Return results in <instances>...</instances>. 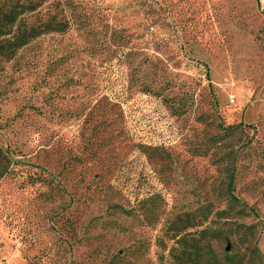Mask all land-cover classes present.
I'll use <instances>...</instances> for the list:
<instances>
[{
    "label": "rangeland",
    "instance_id": "1",
    "mask_svg": "<svg viewBox=\"0 0 264 264\" xmlns=\"http://www.w3.org/2000/svg\"><path fill=\"white\" fill-rule=\"evenodd\" d=\"M0 10L21 31L64 27L0 66V264H174L179 238L219 229L232 254L247 226L264 261V0Z\"/></svg>",
    "mask_w": 264,
    "mask_h": 264
},
{
    "label": "trees",
    "instance_id": "2",
    "mask_svg": "<svg viewBox=\"0 0 264 264\" xmlns=\"http://www.w3.org/2000/svg\"><path fill=\"white\" fill-rule=\"evenodd\" d=\"M29 9L30 11H33L34 6L30 4ZM21 13L23 12L15 10L4 12L0 10V66L4 62L13 60L17 51L25 46L29 40L38 37L41 34L64 31V27L60 23L43 25V29L41 30L30 29L27 32L21 31L20 27L17 26L19 22L18 18ZM15 26L19 29L16 33H14ZM239 127L240 125L222 129L223 134L216 136L219 140L217 141V144H221V142L225 141L227 138H233L236 134L241 135L243 131L239 129ZM237 140L241 141V137L239 136ZM227 146L226 143L225 148H227ZM222 156V164L224 165V173L227 181L224 193L227 192L229 196V204L233 206L232 204L240 203L234 196L236 181L235 165L238 162L237 156L232 152L225 153ZM6 173L7 168L3 162L0 164V178L5 176ZM252 183L255 184L257 181H251V184ZM230 209H233V207ZM199 235L204 243H197L194 239H191L190 243H186L185 237H181L176 241V247H174L172 251L174 264H264L261 253L255 244L251 226L245 227V231L241 232L238 237L239 242L244 245L243 251L237 249L232 254L225 251L222 255H218L212 246L213 244L226 239L227 235L224 231L209 228L200 231ZM237 244L238 242H235V245Z\"/></svg>",
    "mask_w": 264,
    "mask_h": 264
},
{
    "label": "water",
    "instance_id": "3",
    "mask_svg": "<svg viewBox=\"0 0 264 264\" xmlns=\"http://www.w3.org/2000/svg\"><path fill=\"white\" fill-rule=\"evenodd\" d=\"M226 252H229L230 251V245L228 244L226 249H225Z\"/></svg>",
    "mask_w": 264,
    "mask_h": 264
}]
</instances>
